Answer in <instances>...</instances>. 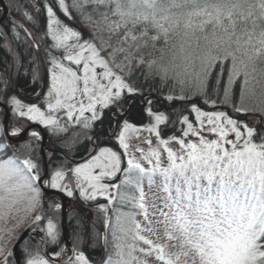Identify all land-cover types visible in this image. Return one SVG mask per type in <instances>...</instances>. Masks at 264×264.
I'll return each mask as SVG.
<instances>
[{
	"label": "snow or ice",
	"instance_id": "obj_1",
	"mask_svg": "<svg viewBox=\"0 0 264 264\" xmlns=\"http://www.w3.org/2000/svg\"><path fill=\"white\" fill-rule=\"evenodd\" d=\"M42 7L47 30L41 39L46 36L52 41L44 49L50 66L43 103H25L24 87L4 79L0 72L4 85L0 114L9 105L13 113L0 137V225L15 221L11 228L0 227V264H9L14 255L9 244L19 242L14 229L22 226L24 217L34 215L28 225L33 230L45 219L44 188L68 197L78 191L84 202L106 200L96 205L103 213L104 232L96 231L95 238L104 240L107 252L111 230L113 251L102 258V264H151L150 258L155 264H264V0H72L71 5L66 0H44ZM86 7L91 11L86 12ZM71 10L92 30L91 39H83L81 31L58 15L61 12L71 20ZM23 15L34 21L29 12ZM20 27L29 44L39 48L32 32ZM13 32L19 38L15 28ZM104 32L107 39L100 34ZM97 38L99 45L94 42ZM145 49L151 51L145 55ZM139 69H146L140 72L145 81L158 77L162 83L171 80L181 86L180 95L164 97L189 105L179 110L178 134L164 138L160 126H166L170 116L154 110L157 101L146 97L132 80ZM31 71L34 83L38 67ZM193 96L203 97V104H211L214 110H204ZM137 97L151 119L144 128L156 137L155 146L146 139L147 150L137 146L139 157L130 154L128 143L139 129L120 119ZM222 106L232 113L220 110ZM98 107L115 118L114 127L110 119L108 131L123 153L100 147L103 135H92L86 138L92 148L83 162L68 168L65 157L46 169L42 160L32 157L31 141L21 145L29 153L23 158L16 155L19 149L14 144L7 143L19 138L24 125L16 122L23 118L56 134L68 132L72 125L92 129L96 123L103 133ZM115 128L120 129L118 134ZM29 135L40 137L36 131ZM9 147L12 155L7 154ZM69 176L74 186L71 180L65 182ZM161 229L163 240L158 234ZM40 231L45 236L40 237L39 248L30 250L27 240L21 246L23 264H56L43 254V245L57 241L58 225L49 217ZM86 242V233H75L71 255L60 264H96L78 250Z\"/></svg>",
	"mask_w": 264,
	"mask_h": 264
},
{
	"label": "trees",
	"instance_id": "obj_2",
	"mask_svg": "<svg viewBox=\"0 0 264 264\" xmlns=\"http://www.w3.org/2000/svg\"><path fill=\"white\" fill-rule=\"evenodd\" d=\"M4 1H5L7 8L11 12V21H4L0 25V72L4 73V76H3L4 79L10 78L12 81L17 83L18 87H21V86L24 87V91L22 95H23V100L25 103L36 102L38 103V105L42 104L44 101V94L47 93L48 89L47 91L46 90L43 91L44 85L43 84L41 85L40 79L42 78V75L45 72L44 69L45 68L47 69L50 66L48 63L47 57L45 55L44 49L46 46H49L52 43L50 37L45 36L43 39H41L42 33L46 32L47 30V15L45 14L44 9L42 7L44 0H4ZM66 3L71 5L72 0H66ZM37 8H40L41 11L37 12L36 10ZM24 11L29 12V14L33 16L34 21L27 20V18L23 15ZM85 11L86 12L91 11V9L86 7ZM58 15L65 23L81 31L82 36L85 37L84 39L92 38V30L89 27L85 26V23L82 22L80 15L75 10H71V15H72L71 20L64 17L61 12H58ZM15 21L22 22L24 26L29 31L32 32V35L36 37V43L39 44V52L41 55V59L37 55L38 52H36L33 46L29 44V41L25 37L23 31L19 28L17 24H15ZM13 28H15V32L19 33V38H17V36L13 32ZM100 34H102L104 38L107 39L106 32L100 33ZM94 42L97 43V45L100 44V41L98 38ZM114 42H115V38H113V43ZM52 51L56 53L55 49H53ZM149 51H151V49H145L144 50L145 55H147ZM159 55H160L159 52H156L154 54V56L157 58L159 57ZM34 59L36 61L35 64L33 63ZM40 60L42 62L43 69H41ZM228 65H230V61L225 66L224 80H227ZM33 67H38V70H39V78L34 83L32 82V71H31ZM141 71H146V69L137 70V73L132 77V80L136 83L138 87H141L144 90V94L146 97H148L149 99L156 100V101L157 99L160 100V101H157V103L154 105L155 107L160 108L164 111L166 107L167 108L169 107L170 109H176L177 111H179L180 109L189 107L188 104L182 101H176L175 103H173V102H170L164 99V97L167 96L168 94H173L177 96L180 95L181 86L178 83H175L171 80H169L167 83H162L158 77L155 79L149 77L147 81H145V77L140 74ZM216 71L219 72V68H217ZM214 79L215 78H213V83H214ZM2 87H4V85L0 83V88ZM185 91L187 92V88H185ZM235 92H236V97L238 98L239 83H237L235 86ZM37 93H40L39 100H37V97H36ZM222 95L223 93L221 91V97ZM211 98L215 99L216 97L212 96ZM192 100L193 102L203 103V97H200V96H193ZM139 101H140V98L137 97L136 102L131 107V117H134V119L130 117L128 119L133 120V121H138V122L143 121L145 117L144 115L145 109H144V105H142ZM205 105H208V104H205ZM227 108L231 109L230 107H227ZM8 109H10L11 111L10 105L8 106ZM11 114L13 117L12 112ZM178 114H180V112ZM102 116H103L102 126L105 129V132L100 133V135H103V137H105L106 133L108 132V129L110 128V123H109L110 119H111V127L115 126L116 121L111 117V114H108V110L104 112ZM16 123H17V126H19L20 124H23L25 126L26 123L28 124L31 122L28 121L27 118H23V120L17 121ZM96 126H99V127L96 129L95 128ZM100 129H101V124L96 123L94 125V134L97 131H100ZM72 131L73 132L69 133V137L66 140L68 145L76 146V148L74 149V152L80 153V152L85 151L86 143L85 141H83L84 139L82 140V137L84 135L86 136L87 132L85 130H82L81 128L77 130H72ZM73 133L75 137L71 139L70 135ZM47 135H48V139H50L49 140L50 143L56 146L53 147V152H52L53 155L51 157L49 156V154H47L46 164L48 165V167H55L56 164L59 162L58 160H62L61 155H59L60 154L59 147H58L59 143L56 142L57 140H60V138L62 137V134L60 133L56 134V133H52L48 131ZM3 136L4 135L0 137H3ZM29 141H31L35 149L31 153L32 157L34 159L42 160L40 156L41 155L40 150H39L40 142L36 138H32V137L27 142ZM22 144H20L17 147L19 151L16 153V155L20 156L21 158L29 154L27 148L21 147ZM7 154L12 155L11 147L8 148ZM42 203L44 204V201ZM84 216H85V213H83L82 215H78V216L74 214H69V217H68L69 222L66 226L67 232L70 233V236L72 239H74V234L77 232H80L82 235L86 233L87 242L79 244L78 250H81L82 245L84 247L87 245H90V247H92V249H90V252H94V258L98 260L96 264H101L102 258H105L107 253H110L113 251V240H112L111 230H109L107 233V252H105L104 240H103V246H101V239L95 238V231L94 230L90 231L91 225H89L88 220H86ZM44 217H45V220L49 217L52 218L53 221L57 223L58 228H59V233H60V229H61L60 211L52 209L51 212L48 215H44ZM102 224H100L101 226L99 225L100 229L101 228L104 229ZM42 225H44V221L42 222ZM27 241H29L28 247L30 250H36L37 248L40 247L39 241L34 237L28 238ZM57 242L58 244L55 246L56 247L55 248V247H51L52 242L49 241L48 253L50 255H53V253L55 252L61 251L62 248L59 247L61 244V233L57 239ZM23 245H24V242H23ZM21 246H20V250L22 253ZM9 262H12L14 264L13 257H9Z\"/></svg>",
	"mask_w": 264,
	"mask_h": 264
},
{
	"label": "flooded vegetation",
	"instance_id": "obj_3",
	"mask_svg": "<svg viewBox=\"0 0 264 264\" xmlns=\"http://www.w3.org/2000/svg\"><path fill=\"white\" fill-rule=\"evenodd\" d=\"M4 1V0H3ZM4 4H5V1H4ZM5 6H6V4H5ZM0 9H1V7H0ZM6 9H7V11H8V16H7V18L6 19H4L1 23H0V25L4 22V21H11V12L9 11V9L7 8V6H6ZM44 12H45V14H46V10H44ZM47 15V14H46ZM19 22V21H18ZM20 23H22V22H20ZM15 24H16V21H15ZM23 24V23H22ZM24 25V24H23ZM20 28V27H19ZM27 29V28H26ZM24 33V32H23ZM25 35V34H24ZM25 37H26V35H25ZM27 38V37H26ZM27 40H28V38H27ZM29 41V40H28ZM32 45V44H31ZM34 48V47H33ZM35 50V49H34ZM36 51V50H35ZM36 52H38V56L40 57V59H41V55H40V52H39V48H38V51H36ZM45 89V88H44ZM46 90V89H45ZM45 90H43V91H45ZM42 91V92H43ZM157 101H160L159 99H157ZM146 108V105H144V109ZM107 111V109H105V110H103V113L104 112H106ZM103 113H102V115H103ZM108 113L110 114V112L108 111ZM146 113V111H144V114ZM125 117H130V118H133L134 119V117H131V110L128 112V114H127V116H121L120 117V119L121 118H125ZM114 120H115V118H113ZM64 120H66L65 118H64ZM116 121V120H115ZM25 124V123H24ZM27 124V123H26ZM25 124V125H26ZM34 123H28L25 127H24V130L27 128V127H29L30 125H33ZM36 124H38V123H36ZM42 127H43V129H44V131H45V133H46V136H47V139H48V135H47V133H48V129L45 127V126H43V125H41ZM70 127H72V128H70ZM69 128V130H68V132H66V133H60V134H62V137L60 138V140H55L57 143H59V145H58V147H59V152H60V154L59 155H61V158H62V160H58L59 162H61V161H64L65 160V157L67 158V167L68 168H71V167H73L76 163H80V162H83V159L86 157V156H88V153H89V150H90V148H92V144L90 143V142H88V140L86 139L88 136H92V135H100V131H97L95 134H94V128H92V129H84L82 126H77V125H72V126H70ZM82 129V130H85L86 132H87V134H86V137L84 138V140L83 141H85V143H86V147H85V151H83V152H74V149L76 148V146L75 145H70V147H71V150H69V147L68 146H66V145H68V143H67V139H68V137H69V133L71 132H73L72 130H77V129H80V128ZM99 126H96L95 128L97 129ZM32 129V128H31ZM30 129V130H31ZM23 130V131H24ZM30 130H28L27 131V133H26V135H25V139H24V141H21V142H18V143H16V148L20 145V144H22V143H25V142H27L28 140H29V133H30ZM48 130V131H47ZM22 131V132H23ZM84 131V132H85ZM164 131L166 132V129H164ZM21 132V133H22ZM83 132V131H82ZM21 133L19 134V137H20V135H21ZM169 133V132H168ZM111 135H110V131H108L107 133H106V136L104 137V143H101V144H99V146L100 147H109V145H111L112 143V140L111 139H109V137H110ZM50 139H48L47 140V144H48V148H47V154H49V153H52L53 152V147H55L56 145H53V144H51L50 143V141H49ZM40 145H41V140H40ZM47 154H45V158H46V156H47ZM93 155L95 154V152H93L92 153ZM47 168H48V165H47ZM69 180H71V181H73V186H74V178H72L71 176H69L67 179H66V181L65 182H68ZM47 190H52V191H55V192H59L60 194H62L63 196H64V203H65V205H66V226H67V224H68V220H69V214H74V215H82L83 213H85V219L86 220H88V222H89V225H91V230L90 231H92V230H94L93 229V222L95 221V232L96 231H98V232H101V233H103L104 232V229L103 228H99L101 225L100 224H102L103 223V213H101L98 209H97V207H96V205H97V203H100L99 201L100 200H103V201H101V203H106L105 201H104V199H100V198H97V202H84V201H82L80 198H79V193H78V191H75L74 192V196H72V197H68L67 195H66V193H63V192H60L59 190H55V189H51V188H46ZM48 195H47V198L44 200V215H48L50 212H51V210L52 209H55V210H59L60 211V216H61V209H62V201L60 200V201H58V200H56V199H54L53 198V194H51V193H47ZM52 203V207H49V203ZM55 203H60V205H61V207L59 208V209H56L55 207H54V205H55ZM52 208V209H51ZM111 214V213H110ZM47 220V219H46ZM45 219L43 220L44 221V225L46 224V221ZM42 221V222H43ZM42 222H40L39 224L42 226V228L44 227V225H42ZM60 223H61V219H60ZM100 225V226H99ZM103 225V224H102ZM61 227V226H60ZM60 233H61V244H60V246L59 247H61V248H65V244H64V241H63V235H62V232H61V229H60ZM30 237H32L31 235H27V237L23 240V242H25L26 240H28V238H30ZM67 238H68V240H69V243H70V246H71V248L73 247V242H74V239H72L71 238V236H70V233H68L67 232ZM101 239V238H100ZM23 242L21 243V245H23ZM57 242V241H56ZM55 242V244L54 243H51V247H55L57 244H58V242L56 243ZM20 245V246H21ZM47 245V250H48V247H49V242L46 244ZM53 245V246H52ZM101 246H102V244H101ZM56 248V247H55ZM90 249H92V247H90V245H87V246H83L82 245V247H81V251H85V253H86V255L88 256V257H90L93 261H95V262H97L98 260L97 259H95L94 258V252H90ZM50 255V254H49ZM19 256H20V261H21V263L23 264V254L21 253V250H20V247H19ZM52 257L54 256V255H51ZM73 259H74V257H73Z\"/></svg>",
	"mask_w": 264,
	"mask_h": 264
},
{
	"label": "rangeland",
	"instance_id": "obj_4",
	"mask_svg": "<svg viewBox=\"0 0 264 264\" xmlns=\"http://www.w3.org/2000/svg\"><path fill=\"white\" fill-rule=\"evenodd\" d=\"M0 14H1V9H0ZM63 14V13H62ZM85 37L83 36V39H84ZM62 51V50H61ZM40 63H41V69H43V66H42V62H41V60H40ZM65 63H68V62H66L65 61ZM40 65V64H39ZM73 67H75V66H73ZM81 67H82V65H81ZM45 70V72H44V74L42 75V78L40 79L41 80V85L43 84L44 85V87L43 88H46V91H47V89H48V87H49V80H48V73H47V69L45 68L44 69ZM97 71L99 72V71H101V69L98 67L97 68ZM45 90V89H44ZM140 102V101H139ZM202 107H203V109L204 110H206V111H209V110H214V108H213V106H211V105H205V104H203V103H199ZM156 109H158V110H160V111H163V112H165V114L166 115H169L170 116V120L169 121H166V126L165 125H161L160 126V129L162 130V132H163V136H164V138H167L168 136H170V135H172L174 132L175 133H179V130H180V128H181V124L179 123V122H177L178 121V118H179V115L180 114H178L179 113V111H177L176 109H170L169 107L167 108H165V111L164 110H162V109H160V108H157V107H155L154 106V110H156ZM103 110H105V109H99V107H98V112L99 113H103ZM220 110H225V111H227V112H229V113H232V109H229V108H227V107H221L220 108ZM8 111H9V118H8V121H7V125H9V121H11L12 120V114H11V111H10V109H8ZM109 114V113H108ZM111 114V113H110ZM184 114H187V113H184ZM86 115H90V113H86ZM145 117H144V119H143V121H141V122H138V121H133V120H130V119H128V117H125V118H121V120H123V119H128V121L130 122V123H132V124H134L138 129H139V132L138 133H132L131 135H130V139H129V141H128V143H129V145H130V147H129V152H130V154H133V155H136L137 157H139L140 156V153L139 152H137L136 151V148H137V146H139V147H141V148H144L145 150H147V147H148V144L146 143V139L147 138H150L151 140H152V142H153V146H155V144H156V137H155V134H150L148 131H146L145 130V128H144V126L145 125H148L150 122H151V119H150V117H149V115H148V113L146 112L145 114ZM233 115H235L234 113H233ZM60 116H61V118L62 119H66V117L64 116V113L63 112H61L60 113ZM3 118H4V112L2 113V114H0V136H2V135H4V132H3ZM240 118H243V115L241 114V117ZM191 119L194 121V119H195V114L193 113L192 114V116H191ZM31 123H38V122H32V121H30ZM39 124V123H38ZM40 125V124H39ZM26 126V125H25ZM24 126V127H25ZM11 126H9V133L11 132V128H10ZM164 129H166V132L164 131ZM119 128H115V133H117L118 134V132H119ZM32 131H36V132H38L39 134H40V132H39V130L37 129V128H32L31 130H30V132H32ZM169 132V133H168ZM30 134V133H29ZM82 134V133H81ZM80 134V135H81ZM79 135V136H80ZM110 137H109V139H111L112 140V144L111 145H109V147H113V149L114 150H118V151H120L121 153H123V149H120L119 148V144H118V141L115 139V135L113 134V132H110ZM29 137V139L31 138L30 137V135L28 136ZM75 137V135H74V133L73 134H71L70 135V138L71 139H73ZM86 136L84 135L83 137H82V140L85 138ZM16 139V138H15ZM39 142H40V140H41V135H40V137L37 139ZM47 140L48 139H46V142H45V144H44V147L42 148V150L44 151V154H47V148H48V144H47ZM7 143L11 146V142L10 141H7ZM172 146L174 147V148H178V145L177 144H175V143H173L172 144ZM40 148H41V145H40ZM40 150V149H39ZM41 156V155H40ZM42 159V158H41ZM123 166H125L126 167V160H125V162H124V165ZM145 188H146V190H147V184L145 183ZM44 192V191H43ZM153 192L154 193H156L157 195H160V193H158L157 191H156V189H153ZM47 193H45L44 192V199H43V201L47 198ZM53 198L54 199H56V200H58V201H60L61 199H60V197L59 196H57L56 194H53ZM98 198H100V199H104V198H102V197H98ZM42 201V202H43ZM101 201H103V200H100L99 202L101 203ZM104 201L106 202V200L104 199ZM157 203H159V201H157ZM42 205H43V203H42ZM44 208V207H43ZM124 211H127L128 209L127 208H124L123 209ZM20 215L21 216H23V213H20ZM34 218V215H29V216H27V217H24V223L22 224V226L19 228V229H14V235L15 234H19L20 236L26 231V230H28L29 229V227H28V225L31 223V220ZM138 219H142L141 217H137ZM15 223V221L14 220H9V222H8V224L7 225H0V227H8V228H11L12 227V225ZM28 234L29 235H31L32 237H34V238H36L38 241H40V237L42 236V233H41V231H40V228H38V227H35V229L33 230H31V231H29L28 232ZM159 235H160V237H161V240H163V231H162V229H161V231L158 233ZM145 235H148L147 233H145ZM153 239H155V237H152ZM69 241V240H68ZM128 243H131V240L129 239L128 241H127ZM15 245V243L13 244V243H10L9 244V246L10 247H13ZM141 246H143L142 244H141ZM63 249V252L61 253V255L59 256V257H56V256H53V258L55 259V260H58V261H64L65 259H67V257L69 256V250H68V248H62ZM136 255H140V253H136ZM150 261H151V264H155V261L154 260H151V258H150ZM9 264H13L12 262H9ZM102 264V263H101Z\"/></svg>",
	"mask_w": 264,
	"mask_h": 264
},
{
	"label": "water",
	"instance_id": "obj_5",
	"mask_svg": "<svg viewBox=\"0 0 264 264\" xmlns=\"http://www.w3.org/2000/svg\"><path fill=\"white\" fill-rule=\"evenodd\" d=\"M0 7H1V14H0V23L7 18L8 16V11L6 9V6L4 4V1L3 0H0ZM16 24L20 27V25L22 23L16 21ZM23 25V24H22ZM24 26V25H23ZM24 28H26L24 26ZM20 29L24 32V30L20 27ZM24 34L26 35V37L28 38V40L30 39L28 36H27V33L24 32ZM32 46L34 47V49L36 51H38V48L36 47L35 44H32ZM8 118H9V111H4V118H3V126L4 125H7V121H8ZM31 128H37L40 132V135H41V148H40V154H41V157H42V161H43V165L44 167L47 169V164H46V158H45V154H44V151L42 150V148L44 147V144L46 142V139H47V136H46V133L43 129V127H41L40 125L38 124H33V125H30L29 127H27L20 135V137L18 139H15V138H11V139H8V141L11 142V145H15L16 146V143L18 142H21V141H24L25 139V135L27 133L28 130H30ZM5 135V134H4ZM43 191L45 193H51V194H56L57 196L60 197L61 201H62V209H61V232H62V235H63V241H64V244H65V247L68 248L69 250V255H71V246H70V243L68 241V238H67V229H66V205H65V201H64V196L62 194H60L59 192H55V191H52V190H47L46 188L43 189ZM35 227H38V228H42V226L39 224L38 226H35ZM32 229H28L26 230L21 236H20V239H19V242L18 243H15V245L13 246L14 248V255L12 256L13 259H14V262L19 260L20 261V256H19V247L21 245V243L23 242V240L27 237L28 235V232L31 231ZM42 236H45V232H42ZM101 244L103 246V239H101ZM43 254L46 255V258H49L50 260L52 261H55L56 264H60V262L62 261H58V260H55L53 259L49 253H48V250H47V245L44 244L43 245ZM68 258V257H67ZM66 260V259H65ZM20 264H21V261H20Z\"/></svg>",
	"mask_w": 264,
	"mask_h": 264
}]
</instances>
